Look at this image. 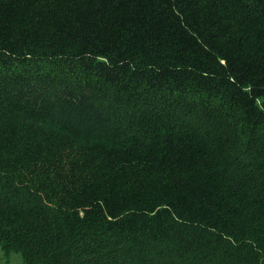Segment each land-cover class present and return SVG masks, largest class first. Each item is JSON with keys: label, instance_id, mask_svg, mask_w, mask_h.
Wrapping results in <instances>:
<instances>
[{"label": "trees", "instance_id": "1", "mask_svg": "<svg viewBox=\"0 0 264 264\" xmlns=\"http://www.w3.org/2000/svg\"><path fill=\"white\" fill-rule=\"evenodd\" d=\"M0 251L264 264V0H0Z\"/></svg>", "mask_w": 264, "mask_h": 264}, {"label": "rangeland", "instance_id": "2", "mask_svg": "<svg viewBox=\"0 0 264 264\" xmlns=\"http://www.w3.org/2000/svg\"><path fill=\"white\" fill-rule=\"evenodd\" d=\"M0 264H24V263L20 255L11 254L9 257H7L0 251Z\"/></svg>", "mask_w": 264, "mask_h": 264}]
</instances>
